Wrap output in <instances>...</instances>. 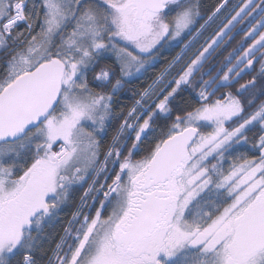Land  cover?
Instances as JSON below:
<instances>
[{
  "label": "snow or ice",
  "instance_id": "1",
  "mask_svg": "<svg viewBox=\"0 0 264 264\" xmlns=\"http://www.w3.org/2000/svg\"><path fill=\"white\" fill-rule=\"evenodd\" d=\"M0 264H264V0H0Z\"/></svg>",
  "mask_w": 264,
  "mask_h": 264
},
{
  "label": "trees",
  "instance_id": "2",
  "mask_svg": "<svg viewBox=\"0 0 264 264\" xmlns=\"http://www.w3.org/2000/svg\"><path fill=\"white\" fill-rule=\"evenodd\" d=\"M214 3V0H204V4L205 7L208 8L210 7L212 4ZM250 77H245L246 79H249ZM244 81L242 80L241 83H243ZM71 211V205L65 209V212L61 214V220L59 222H54L52 225L49 226V228L47 229V231L52 234L53 236L60 232L62 225H63V217L66 213Z\"/></svg>",
  "mask_w": 264,
  "mask_h": 264
}]
</instances>
